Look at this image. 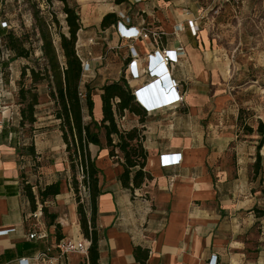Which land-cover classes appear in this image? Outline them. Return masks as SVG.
Here are the masks:
<instances>
[{"label":"crops","instance_id":"crops-1","mask_svg":"<svg viewBox=\"0 0 264 264\" xmlns=\"http://www.w3.org/2000/svg\"><path fill=\"white\" fill-rule=\"evenodd\" d=\"M128 1L135 4V0ZM138 2L140 19L134 15L129 26L145 24L160 29L166 38L157 45L148 40L134 42L139 52L135 66H145L147 55L154 50L184 47L179 62L171 69L183 101L153 112H145L140 107L142 113L126 109L117 116L120 129L140 130L148 154L145 170L152 178L134 193L119 179L124 171L121 152L117 149L118 155L111 157L104 138H101L102 146L90 144L92 155L97 157L96 163L103 172L100 185L104 192L98 198L97 219L101 235L99 262L141 264L135 255V247L141 246L149 249L146 264H212L213 256H217V264H248L247 254L250 253L246 247L249 243L239 241L238 237L263 218L252 210L259 205L261 189L253 192L257 187L252 181L256 157L253 158L251 148L246 149V145L238 141L233 123V111L238 109L233 102V92L221 86L224 62H219V56L215 54L221 48L208 42L203 29L198 42L190 41L196 35L188 22L199 19L202 25L201 17L185 9L172 8L174 0H164L165 6H159L158 0ZM112 4L101 10V19L108 12L124 15L121 11L127 9L122 8V4H114V1ZM228 5L235 9L239 7ZM142 13L168 21L164 20L160 28L151 26ZM179 23L184 25L183 30H178ZM113 35L111 49H122L121 42L123 47L130 44L117 32ZM121 52L126 73L134 57L128 48ZM12 62L0 60V230H10L0 234V264H89L86 254L69 253L60 257L57 250L50 253L51 261L38 263L33 259L48 242L59 240L56 226L49 224L45 213L42 217L34 216L38 204H43L39 200V186L61 181V193L49 198L43 208L46 206L49 212L58 214L57 223L61 225L64 238L81 240L85 237L81 234L76 192L70 182L68 156L62 164L64 176L59 174L60 166L51 164L48 159L56 142L66 150L60 120L53 115V120L42 121L43 114L37 110L39 103L35 123L21 125V104L12 101L17 95L11 88L15 82L10 80L8 83V71H13ZM108 68L106 66L100 86L123 76L121 70L117 76ZM150 82L152 79L144 75L132 80L130 87L134 91ZM40 87L39 84L36 90L40 91ZM96 90L94 116L100 120L103 116L101 90ZM164 91L166 93L167 89L157 93L158 96L164 95ZM41 98L39 95V101ZM31 144L35 147V156L27 154L26 148ZM166 153H181L180 164L163 166L160 156ZM27 183L33 185L36 209L32 208L27 195ZM147 211L149 216L146 218L144 213ZM34 229L45 230L49 234L48 240L31 239L29 234ZM262 235L264 239V231ZM262 246L264 244L258 243L257 249ZM260 255L255 261L257 264L264 263V250ZM22 258H28V263H22Z\"/></svg>","mask_w":264,"mask_h":264},{"label":"trees","instance_id":"trees-1","mask_svg":"<svg viewBox=\"0 0 264 264\" xmlns=\"http://www.w3.org/2000/svg\"><path fill=\"white\" fill-rule=\"evenodd\" d=\"M4 0H0L2 4ZM43 3L52 9L56 2L62 4V12L65 15L67 31L63 30L61 20L53 9L50 10L51 17L43 14L41 2L29 0L32 3L33 16L35 18L34 29L37 30L40 41L41 56L36 59V65H26L21 72V87L19 99L21 104V125L34 124L37 120L36 106L40 103L37 86L46 83L49 87V95L54 103L55 119L60 120L59 128L62 132V139L66 145V152L72 170V187L79 193L78 172L84 175L83 183L89 187L91 201L90 216L85 205L78 199V214L82 233L86 238L91 239L88 252L89 264H100V232L97 225L98 219V198L103 194V187L100 185V175L103 173L96 163V156L92 155L90 144L102 146L101 135L104 133L106 146L110 149L111 157L117 156V149L123 156L124 171L119 179L125 188L133 193L140 189L147 179L152 175L145 170L147 164V150L143 145V136L139 129L122 130L118 126L117 116L123 114L126 109L133 113H142L138 107L144 108L137 102L136 95L123 76L118 80L109 81L99 86L101 90L102 113L100 120L94 116V94L96 87L91 82L84 80L83 59L78 52L77 42L80 32L83 30L81 16L78 11V3L72 0H42ZM128 0H115L116 4H122ZM2 11V9L0 10ZM7 21V20H5ZM120 21L117 12L106 13L100 25L107 29ZM8 22V21H7ZM55 28V32H54ZM36 33V32H35ZM55 33L59 41L56 43ZM6 38V45L13 52L12 60L18 58L31 59L34 52L33 42L29 32L18 35L13 27H2L0 21V37ZM10 59V60H11ZM1 60V59H0ZM30 70L31 87L26 88L24 78ZM146 112V111H145ZM86 116L90 121L86 120ZM249 133H253L252 126H246ZM260 138L256 145V160L254 163V175L259 174L262 167L261 150L264 146V122L259 121L257 129ZM27 154L35 156L34 144L27 148ZM27 195L33 209H36V195L33 192V185H25ZM39 200L45 203L49 198L56 197L61 193V181L39 186ZM264 193V189L262 190ZM257 206L252 210L255 211ZM45 216L49 224L55 225L58 239L64 238L61 234V225L57 223L58 214L49 212L44 206ZM261 210L258 217H263ZM135 255L141 264H146L149 249L141 246L135 247Z\"/></svg>","mask_w":264,"mask_h":264},{"label":"rangeland","instance_id":"rangeland-1","mask_svg":"<svg viewBox=\"0 0 264 264\" xmlns=\"http://www.w3.org/2000/svg\"><path fill=\"white\" fill-rule=\"evenodd\" d=\"M37 1L41 2L40 6L45 16L51 17L50 10L52 9L56 11L58 18L64 26L63 30L67 31L64 19L65 15L62 12V4L56 2L51 9L47 7L42 0ZM72 1L78 3V11L83 24V30L78 37L77 49L82 59L85 61L89 60L91 63V72L84 75V80L85 82H91L92 86H95L97 89L105 76L104 72L106 71V66H109L117 76H119L118 72L120 70L123 76L126 74L122 63L124 61L121 50L124 48L129 49V44L123 47L121 42L119 44L122 49L120 47L111 49L110 46L113 44V33L117 32L119 34L118 23L115 25L116 28L112 26L106 31L100 25L102 20L101 15L103 13L101 10L109 5H113V1L115 4V0ZM138 1L140 0L133 1L135 4L129 1L122 3V8L125 7L127 10L121 11L124 15L118 13L120 20L123 19V16L127 15H130L131 20H134V15H136V18L138 17L140 19V15H137L139 8H141L139 5L140 2ZM158 1L160 2L161 0ZM163 1L157 4H159V6H165L166 3ZM174 2L175 4H171L172 8L185 9V11L195 13L196 16L201 17V29L206 31L207 40L209 39L208 42L210 41L218 45V49L221 48L215 54L219 56V62H224V67L222 69L223 85L221 86L233 92V102L236 105L235 108L238 109L235 110V112L233 111V123L238 133V141L239 143L242 141L246 145V149L249 150L251 148L254 154L253 158L256 157V145L260 138L257 131L258 124L260 120L264 122V0H248L236 9L228 4H223L215 0H174ZM130 6L131 9H129ZM1 9L0 21L7 20L18 35L29 32L31 36L30 39L33 42L34 54L32 58H18L15 59L16 61L11 59V61H13V71H8V83H10V80H14L15 83L11 88L14 89V94H17L14 96L15 98L13 97L12 101L20 103L19 89L21 87V72L26 65H36V59L41 56L39 48L41 43L38 39L39 35L37 30L34 29L35 18L33 16L32 3L29 2V0H4L1 4ZM142 15L145 16L147 24L159 28L162 27L163 21L165 20L149 16L146 13H142ZM123 20H125V18ZM165 36L166 35L161 34L160 43L165 41ZM54 37L56 43H58L59 38L56 33ZM199 39L200 37L198 34L194 36V38H191L190 41L198 42ZM0 42L6 44V38L1 36ZM129 43L131 44L132 42ZM1 49L2 47H0V50ZM213 59H216L215 56ZM107 60H109V62H107ZM108 63H111V65ZM27 73L28 75L24 78L23 83L26 88H29L32 82L29 69H27ZM40 85L41 87L38 93L42 98L37 110H41L43 114L44 118L42 121L49 122L54 119V103L49 95L48 85L46 83ZM96 92L97 90H95V93ZM236 114H238V118H236ZM86 120L90 121V118L86 116ZM246 126H252L254 129L253 133H249ZM26 128L27 130L30 129L29 127ZM101 138L105 140L103 132ZM55 145L56 148L53 149L48 159L51 164L60 166L61 169L59 174L64 176L65 171H63L62 164L67 158V153H65L66 150L62 144L59 145L56 142ZM248 152L246 151V153ZM261 152H264V146ZM262 157V167L259 170V174L257 176L254 175V177L252 176V181L255 182L254 184L257 186L253 192L257 189H261L259 193V205L254 211L256 216H259L261 210L264 212V193L262 192L264 189V153H262ZM254 163L252 165L253 174ZM31 165L32 163L30 166ZM32 168L34 169L35 167L33 166ZM70 174V182L72 183L71 168ZM77 176L79 180V193L76 194V203L78 205L77 200L79 199L81 201L80 192L84 194L82 187L84 183L82 182L83 178H81L82 173L78 172ZM82 203L85 205L90 215V197L85 198V201ZM144 216L147 218L149 212H145ZM161 216H164V214ZM263 231L264 216L262 219L256 221L250 230L239 233L238 240L249 243L246 247L250 253L247 254L249 259L248 264H257L255 261L261 256L260 251L264 250L263 246L257 249L258 243L264 244V239L261 238L263 237ZM81 234H83L82 231Z\"/></svg>","mask_w":264,"mask_h":264},{"label":"built area","instance_id":"built-area-1","mask_svg":"<svg viewBox=\"0 0 264 264\" xmlns=\"http://www.w3.org/2000/svg\"><path fill=\"white\" fill-rule=\"evenodd\" d=\"M137 1V0H136ZM220 1L223 4H231L233 6H240L243 3H245L248 0H215ZM123 19L125 18V22L120 20L118 21V32L122 39L128 40L132 42L129 44V50L130 54L133 58L131 62H129L127 69H126V80L131 84L132 80L140 79L144 75L150 78L149 74L152 73L153 75L155 73L161 74V76L164 77L165 84L167 86V92L162 96H158L157 92L154 88V83L151 87H148V84L142 87H139L134 90V93L136 96L140 97L148 106L152 107L153 110H149L146 112H153L157 111L158 109L165 108L168 106H173L176 104H179L183 101V95L179 91V84L175 78H171L168 74L166 69V65L170 66L172 69V65L179 62V56L180 54L184 53V47L180 46L177 50L173 49H164L160 51L159 49L154 50L153 53H150L147 55L146 60L147 64L145 66H141L140 68L135 66L138 64L139 58V52L137 51L135 45L133 44L136 41L139 40H148L151 41L152 44H159L160 38H161V32L153 27L147 26L143 24L142 26H134L130 25L132 23V20L129 16H123ZM201 19V18H200ZM2 27H8V22L3 20L1 21ZM189 27L191 28V31L194 35H198L201 31V23L199 19H192L188 22ZM178 30H183L184 25L182 23H179L177 25ZM92 41V40H91ZM0 47L2 49L0 50V59L1 61H10V59L13 57V52L11 49L7 47L6 44H2L0 42ZM83 66H84V75L88 72H91V63L88 60H83ZM156 70V71H155ZM156 77H152V81L155 80ZM151 83V82H150ZM149 83V84H150ZM152 89V92H151ZM163 93V92H162ZM155 94V95H153ZM158 106H161L160 108L154 109ZM182 160L181 153H166L162 154L160 156V161L163 166H173L180 164ZM81 178H84V175L82 174ZM83 191L80 192L81 196V202L85 201V198L90 197L89 195V187L87 185H83ZM44 214L43 204H38V208L36 212L34 213L35 217H42ZM10 230H0V234L8 233ZM29 237L31 239H38V240H45L47 241L49 238V234L43 230V229H34L32 232H30ZM91 239L89 238H82L81 240L73 239V238H62L55 243H47V246L44 250L38 252L36 256L33 257V259L38 262H45V261H51L50 253L53 250H57L58 256L62 257L64 255H67L69 253H81L88 255L89 247L91 245ZM28 258H22V263H28ZM217 256H213L211 263L217 264Z\"/></svg>","mask_w":264,"mask_h":264},{"label":"clouds","instance_id":"clouds-1","mask_svg":"<svg viewBox=\"0 0 264 264\" xmlns=\"http://www.w3.org/2000/svg\"><path fill=\"white\" fill-rule=\"evenodd\" d=\"M166 69H167V72H168V74H169V76L171 77V78H173V75H172V70H171V67L170 66H168V65H166ZM156 71V70H155ZM149 76H150V79H152V77L153 76H155L156 77V79L155 80H153L150 84H148V85H151V84H157V85H159V82H160V85H161V89H160V92H159V94L160 93H162L161 91L162 90H165V89H167V86H166V84H165V81H164V77L163 76H161L160 74H152V73H150L149 74ZM136 99H137V102L144 108V110H146V111H151V110H153L152 109V107H150V106H148L142 99H140V97H138V96H136ZM161 106H158V107H156V108H154V109H157V108H160Z\"/></svg>","mask_w":264,"mask_h":264},{"label":"water","instance_id":"water-1","mask_svg":"<svg viewBox=\"0 0 264 264\" xmlns=\"http://www.w3.org/2000/svg\"><path fill=\"white\" fill-rule=\"evenodd\" d=\"M154 88H155V91L159 94L161 87L155 84ZM151 92H152V89H151Z\"/></svg>","mask_w":264,"mask_h":264},{"label":"bare ground","instance_id":"bare-ground-1","mask_svg":"<svg viewBox=\"0 0 264 264\" xmlns=\"http://www.w3.org/2000/svg\"><path fill=\"white\" fill-rule=\"evenodd\" d=\"M155 74H157V73H155ZM161 75V74H160ZM155 85V84H154ZM158 86H160L161 87V85H160V82H159V85Z\"/></svg>","mask_w":264,"mask_h":264}]
</instances>
